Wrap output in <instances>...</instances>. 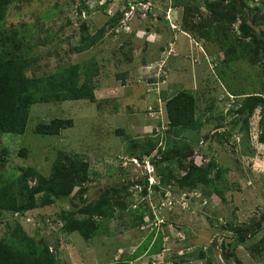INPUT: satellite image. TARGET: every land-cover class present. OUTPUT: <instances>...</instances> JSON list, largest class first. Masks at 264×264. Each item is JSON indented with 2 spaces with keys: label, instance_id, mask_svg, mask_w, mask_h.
<instances>
[{
  "label": "rangeland",
  "instance_id": "obj_1",
  "mask_svg": "<svg viewBox=\"0 0 264 264\" xmlns=\"http://www.w3.org/2000/svg\"><path fill=\"white\" fill-rule=\"evenodd\" d=\"M236 2L249 6L245 23L264 40V0ZM162 3L167 5L164 21L160 0H11L1 23L2 30L9 36L16 32L22 41V57L28 48L27 57L36 58L35 75L89 58L100 69L95 79L100 104L86 100L36 104L30 108L23 135L0 137V157L6 159L0 162V182L18 175L25 165L49 178L59 152L78 155L87 165L82 172L86 181L77 184L84 202L78 199L70 205V198H53L29 214L31 226L26 227L40 244L56 251L58 264H107L121 253L128 259L151 236L144 252L161 236L164 256L172 264H206L207 258L212 264H264V142H260L264 111H253L248 135L241 118L228 115L240 97H264V59L255 65L234 62L222 50L226 37L233 42L241 39L240 17L224 26L217 40L203 36L201 30L190 34L181 30L182 7L188 13L192 9L193 25H206L209 13L204 0ZM130 7L133 14L124 30L122 21ZM102 27L107 33L96 46L75 52L82 37ZM182 91L194 93V109L202 121L200 130L181 138L192 148L193 164L204 166L206 159L229 169L221 180L213 168L211 181L192 191L179 186L182 171L166 179L157 163L133 147H140L147 136L164 147L167 117L160 97ZM54 119L70 121L71 127L56 135L33 133L37 124ZM22 148L25 156L19 154ZM151 157L161 156L154 151ZM212 185L224 189L223 200L210 195ZM97 201H105L113 217L105 221L97 216L102 231L96 237L84 241L77 233L60 231L61 224L54 221L57 213L76 212L84 203ZM37 202L41 203L40 196ZM3 231L0 226V237Z\"/></svg>",
  "mask_w": 264,
  "mask_h": 264
},
{
  "label": "trees",
  "instance_id": "obj_2",
  "mask_svg": "<svg viewBox=\"0 0 264 264\" xmlns=\"http://www.w3.org/2000/svg\"><path fill=\"white\" fill-rule=\"evenodd\" d=\"M10 1L0 0V137L3 134L23 135L30 108L36 104L77 100L100 104L95 95V79L100 75V69L94 58L59 67L48 74L35 75L32 72L36 58L27 57L28 48L25 49V55L22 57L20 52L23 51V44L20 39H16L17 33L14 32L9 36L1 29V23L8 16ZM236 1L241 0H229L227 3L204 0L203 6L209 13L205 26L201 23L193 25L192 9L190 8L188 13L182 7L181 30L188 34L201 30L203 36L218 40L224 26L230 25L240 17L241 39L233 42L226 37L227 43L223 42L222 50L229 60L234 62L246 60L251 65H255L264 59V40L256 38L245 23L246 10L249 6L244 4L237 6ZM160 5L163 6L161 9H164L160 19L164 21L167 5L163 4L162 0ZM171 6L173 9L178 8L176 5ZM106 33L107 30L102 27L93 35L82 37L81 44L75 48V52L81 54L96 46ZM29 72H31L30 76ZM240 98L243 99L239 104L237 103V108L229 109L228 115H238L245 134L248 135L249 117L257 108L264 111V97L260 94H252ZM160 99L165 103L167 117L164 147H158V141L148 136L141 139L140 147L137 145L133 147L141 148L144 152L142 155L147 156L149 161L157 163L158 169L166 179L172 177L174 171H182L184 175L178 177L177 182L183 190L201 189L205 182L211 181L209 177L213 168L218 170L221 180H224L223 176L229 170L227 167H219L213 160L208 161L203 167L193 164L192 148L181 139L186 132L198 131L202 125L194 109L196 105L194 93L182 91L171 97L162 93ZM70 124V121L54 119L48 124H37L33 133L56 135L61 130L71 127ZM260 136V142H264V127ZM154 151H157L161 157H151ZM19 154L25 156L26 150L20 149ZM0 162L4 164L6 159L0 157ZM86 167V163H83L78 155L65 156L59 152L49 178L42 176L36 168L25 165L18 175L15 176L14 173L12 179L0 182L2 220L0 226L4 229L0 237V264H58L56 251H52L46 244H40L42 241H37L35 239L37 235H32V229L26 227L31 226L29 214L37 208L50 204L53 198H70V205H75L74 202L78 199L83 201V189L77 184L86 181V176L82 174L86 171ZM76 188L78 190L74 191ZM212 194L223 200L224 189L212 185L210 195ZM38 196L41 203L37 202ZM187 196L190 194L187 193ZM97 216L106 221L113 217V210L105 201H97L95 204L84 203L76 212L60 211L54 221L61 223V232L67 235L77 233L82 240L89 241L102 231ZM239 231L240 229L237 228L236 232ZM151 240L152 236L146 239L141 247L129 253L130 258L122 259L123 253H121L115 257V261L107 264H132L133 261H141L139 264H172V261L164 256L161 236L157 237L150 250L144 252ZM146 255L148 256L143 259ZM158 255H161L160 260ZM199 258L204 256L201 255ZM206 264H212L208 258Z\"/></svg>",
  "mask_w": 264,
  "mask_h": 264
},
{
  "label": "clouds",
  "instance_id": "obj_3",
  "mask_svg": "<svg viewBox=\"0 0 264 264\" xmlns=\"http://www.w3.org/2000/svg\"><path fill=\"white\" fill-rule=\"evenodd\" d=\"M169 12H170V10H169ZM168 12V13H169ZM167 16H168V14H167ZM169 18V17H168ZM128 21L129 20H126V13L124 14V19H123V21H122V27H123V29L125 30L127 27H128ZM171 29H173V30H176V28H175V25L173 24V23H171ZM182 32H184V31H182ZM184 33H186V32H184ZM188 34V33H187ZM152 34H148L147 35V37H149V36H151ZM183 36H185V37H188L186 34H182ZM146 37V38H147ZM147 157V156H146ZM148 160V159H147ZM205 161H202V162H205V163H202L201 161H200V163H202L204 166L207 164V162H206V159H204ZM196 161L197 160H195L194 161V163H196ZM197 166H200V167H203L201 164L199 165V164H196ZM78 190V189H77ZM76 189H74V191H77ZM83 197H85V195H83ZM55 222H59V221H55ZM60 223V222H59ZM61 224V223H60ZM159 260H160V258H158Z\"/></svg>",
  "mask_w": 264,
  "mask_h": 264
},
{
  "label": "built area",
  "instance_id": "obj_4",
  "mask_svg": "<svg viewBox=\"0 0 264 264\" xmlns=\"http://www.w3.org/2000/svg\"><path fill=\"white\" fill-rule=\"evenodd\" d=\"M134 7H130V11L126 13V20H129L130 16L133 14Z\"/></svg>",
  "mask_w": 264,
  "mask_h": 264
}]
</instances>
